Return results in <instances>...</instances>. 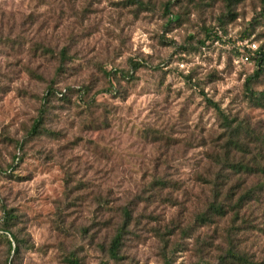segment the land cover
<instances>
[{
    "label": "rangeland",
    "instance_id": "1",
    "mask_svg": "<svg viewBox=\"0 0 264 264\" xmlns=\"http://www.w3.org/2000/svg\"><path fill=\"white\" fill-rule=\"evenodd\" d=\"M259 50L264 0H0V229L21 242L0 236V264H237L230 246L264 264V98L244 86ZM204 96L253 134L230 157L259 166L231 177L234 202L254 196L222 219L207 181L231 133Z\"/></svg>",
    "mask_w": 264,
    "mask_h": 264
},
{
    "label": "trees",
    "instance_id": "2",
    "mask_svg": "<svg viewBox=\"0 0 264 264\" xmlns=\"http://www.w3.org/2000/svg\"><path fill=\"white\" fill-rule=\"evenodd\" d=\"M234 1H240V0H234ZM212 35V34H210ZM213 40H219L217 35H213ZM210 39V37H209ZM255 55V61L257 62V69L252 73L250 77L247 78L245 82V90L249 95V98L251 101H255L258 104H261L263 98H264V92H254L252 90V83H254L259 76L261 75L264 65V53H262L261 50L256 51L254 53ZM65 53H61V57L65 58ZM141 65L139 64H133L131 67V71H125V70H118L114 71L111 74H113V81L116 80V76L118 75L122 79L126 80H132L133 75L131 72H136ZM85 90H83L84 92ZM54 94L53 89H48L46 96L44 98L43 104L41 106V110L39 113V117L33 122V125L28 133L29 137L36 136L39 132V129L43 123V117L45 112V107L47 104V100ZM60 98H63L64 94L60 93L58 94ZM204 100L207 102V104L212 107L217 114L219 115L222 124L224 126V129L226 131H230L231 135L227 141L226 148L225 146V156L224 159L219 161L220 167L219 172H217L214 175L210 177V180L207 181L208 185L211 186V192H212V201L209 203L207 207V214L211 216H216L219 219L225 218L228 214L227 209H231L232 211H235L236 209H239L242 204L246 201H251L254 193L253 191L247 190L242 195H239L236 201L234 202L233 197L236 196L237 193H235V190L237 188H234L231 185V177H237L238 181H242L244 177L247 176V174H253L257 173V170H259V166H256V164H252V161H246L243 155H240L239 158L237 156H231V152L233 150L239 151L242 154L249 153V151L246 148H249L248 142H251L250 139L252 138L253 134L252 132H249L247 130V127L243 122L237 125L236 130L238 128H244V130H247L246 134L239 135L236 130L233 127V124L236 122L235 119H229V117L220 109V107L208 99L206 96H204ZM235 132V134H234ZM247 135V136H246ZM248 138V139H247ZM261 140V139H259ZM215 160L217 161L218 158L216 157ZM255 163V158L252 159ZM254 168H256L254 170ZM242 183V182H241ZM238 187V186H237ZM234 188V189H233ZM237 213V212H236ZM6 217L9 220L10 213H6ZM201 220H204L205 215H201ZM130 220V214L127 210H124L123 212V223L116 229V234L111 240V244L109 247V254L110 257L114 260L119 259V253L120 248L123 244L124 235L127 232L129 221ZM0 236L3 238H7V244L9 246V252L13 253V255L17 256L20 251V241L17 239L16 235L11 233L10 229L7 227L0 229ZM225 257L230 258L233 262H236L237 264H257L253 263L250 260H248L244 255L240 254L233 246H230L226 252ZM71 259V264H77L75 259L71 256H69ZM5 264H13V259H7Z\"/></svg>",
    "mask_w": 264,
    "mask_h": 264
},
{
    "label": "built area",
    "instance_id": "3",
    "mask_svg": "<svg viewBox=\"0 0 264 264\" xmlns=\"http://www.w3.org/2000/svg\"><path fill=\"white\" fill-rule=\"evenodd\" d=\"M252 48L255 49V45H252Z\"/></svg>",
    "mask_w": 264,
    "mask_h": 264
}]
</instances>
